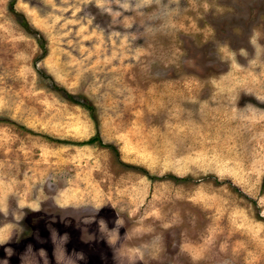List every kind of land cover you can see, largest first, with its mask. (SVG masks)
I'll return each mask as SVG.
<instances>
[{
  "label": "rangeland",
  "instance_id": "1",
  "mask_svg": "<svg viewBox=\"0 0 264 264\" xmlns=\"http://www.w3.org/2000/svg\"><path fill=\"white\" fill-rule=\"evenodd\" d=\"M0 264H264V0H0Z\"/></svg>",
  "mask_w": 264,
  "mask_h": 264
},
{
  "label": "trees",
  "instance_id": "2",
  "mask_svg": "<svg viewBox=\"0 0 264 264\" xmlns=\"http://www.w3.org/2000/svg\"><path fill=\"white\" fill-rule=\"evenodd\" d=\"M24 25H25V27L28 29L29 28V24H28V22L26 21V20H24ZM88 108H90L91 107V105H86ZM99 141V142H101V143H103L102 142V140H101V137L98 135V134H95V135H93V136H91V137H89L87 140H85L84 142H93V141Z\"/></svg>",
  "mask_w": 264,
  "mask_h": 264
}]
</instances>
